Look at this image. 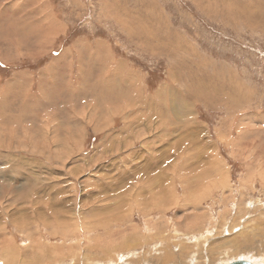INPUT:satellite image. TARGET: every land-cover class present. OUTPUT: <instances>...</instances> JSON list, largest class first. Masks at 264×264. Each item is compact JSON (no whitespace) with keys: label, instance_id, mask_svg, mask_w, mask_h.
<instances>
[{"label":"rangeland","instance_id":"rangeland-1","mask_svg":"<svg viewBox=\"0 0 264 264\" xmlns=\"http://www.w3.org/2000/svg\"><path fill=\"white\" fill-rule=\"evenodd\" d=\"M240 258L264 264V0H0V264Z\"/></svg>","mask_w":264,"mask_h":264},{"label":"water","instance_id":"water-1","mask_svg":"<svg viewBox=\"0 0 264 264\" xmlns=\"http://www.w3.org/2000/svg\"><path fill=\"white\" fill-rule=\"evenodd\" d=\"M226 264H254V262L249 259L240 258V259L232 260Z\"/></svg>","mask_w":264,"mask_h":264},{"label":"bare ground","instance_id":"bare-ground-1","mask_svg":"<svg viewBox=\"0 0 264 264\" xmlns=\"http://www.w3.org/2000/svg\"><path fill=\"white\" fill-rule=\"evenodd\" d=\"M164 156H165V155H164ZM216 164H217V163H216ZM214 166H215V165H214ZM217 169H218V168H216L215 171H218ZM217 174H218V173H217ZM157 176H158V174H157ZM217 176H218V175H217ZM151 179H152V178H151ZM130 180H131V179H130ZM150 188H151V187H150ZM169 188L171 189V187H169ZM162 189H163V188H162ZM158 190H159V189H158ZM160 191L162 192V190H160ZM160 191H159V192H160ZM164 191H165V189H164ZM166 192H168V191H166ZM120 193H121V192H120ZM136 193H138V192H136ZM164 193H165V192H164ZM169 193H170V192H169ZM124 194H125V193H124ZM142 194H143V193H142ZM121 195H122V194H121ZM160 195H162V194L160 193ZM166 195H167V194H166ZM171 197H172V196H171ZM247 237H248V236H247ZM250 239H251V238H250ZM248 240H249V239H247V242H248ZM245 244H246V243H245ZM237 245H238V244H237ZM238 246H240V245H238ZM236 247H237V246H236ZM211 248H212V247H211ZM91 249H92V248H91ZM6 251H7V250H6ZM171 256H172V255H171ZM171 256H168V259H170ZM251 261H252V260H251ZM164 263H165V262H164Z\"/></svg>","mask_w":264,"mask_h":264}]
</instances>
